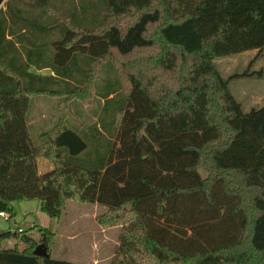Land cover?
Segmentation results:
<instances>
[{
    "label": "trees",
    "instance_id": "1",
    "mask_svg": "<svg viewBox=\"0 0 264 264\" xmlns=\"http://www.w3.org/2000/svg\"><path fill=\"white\" fill-rule=\"evenodd\" d=\"M17 1L39 14L25 15ZM90 2L9 0L0 11V212L11 219L23 200H38L50 219L68 201L104 206L98 225L120 227L110 264H264V107L244 112L228 89L253 72L224 78L214 64L262 55L264 0H105L96 28ZM23 26L45 36L25 39ZM15 42L26 44V61ZM106 62L119 82L97 94L87 140L108 149L90 154L87 129L69 128L66 110L91 101ZM30 65L53 75L29 73ZM117 93L127 95L125 108L103 131L99 118ZM38 95L65 99L37 146L26 120ZM41 156L52 163L43 174ZM39 231L46 258L33 255L37 242L22 230L23 247L0 245V264H74L52 258L51 233ZM12 237L0 233V242Z\"/></svg>",
    "mask_w": 264,
    "mask_h": 264
},
{
    "label": "rangeland",
    "instance_id": "2",
    "mask_svg": "<svg viewBox=\"0 0 264 264\" xmlns=\"http://www.w3.org/2000/svg\"><path fill=\"white\" fill-rule=\"evenodd\" d=\"M101 1L91 0L90 2L94 4L96 15L95 22L91 25L92 28H96L100 23L99 7L103 6L105 0L100 4ZM48 19L56 23L60 22L59 18L53 14H50ZM255 55V50H248L214 60L217 70L224 78L245 71L254 73V76L234 78L228 85L229 92L241 104L244 112L264 107V51L260 57L253 60ZM252 60V65H250ZM82 63V60H78L75 66L78 65L82 70L81 72L85 74L89 67L84 70ZM118 82L119 78L115 70L106 62L99 71L97 93L92 96L91 101L86 104L73 100L70 103V109L66 110V124L69 128L77 132L87 129L84 134H86L85 138L90 146L88 149L90 154H94V146L99 147L101 152L108 149L107 144L102 140L97 139L94 142L87 140V138H92L91 135L95 136L97 124L95 121L102 106V99L97 94L106 89L114 90ZM126 97L127 95L125 96L123 93H117L112 100L106 101V108L98 121L102 125L103 131H108L107 128H110L108 122L111 115L115 114L118 109L125 108ZM64 99L65 96L63 95L56 98L40 95L30 100L26 127L34 145L38 146L40 134L51 129L57 122L60 114L58 105ZM51 168L52 164L46 162L42 157L38 158L37 170L39 174H43ZM200 175L204 177L205 172L200 170ZM13 206L15 215L10 220L7 221L0 217V233L17 232L18 237L1 240L2 248L23 247L19 239V233L22 230L37 244L41 243L39 241L43 235L39 228L46 227L51 233L48 246L52 258L68 260L74 264L111 263V258L118 244L120 227L102 228L98 225L96 216L105 212L104 206L68 201L58 219H50L41 212L38 200L14 201ZM27 217L33 218V221H26Z\"/></svg>",
    "mask_w": 264,
    "mask_h": 264
},
{
    "label": "crops",
    "instance_id": "3",
    "mask_svg": "<svg viewBox=\"0 0 264 264\" xmlns=\"http://www.w3.org/2000/svg\"><path fill=\"white\" fill-rule=\"evenodd\" d=\"M9 0H1L0 1V11H4L6 12V4ZM25 2H29V0H24ZM18 4V6H20L21 8L24 9V14L25 15H28L30 14V16H32V14L34 16H37L39 14V10L38 9H31V7H27L26 4H22L21 2L17 1L16 2ZM23 34L24 35V38H38L40 39L41 36H45L44 34H40L39 31H32L31 29H28L27 27L23 26V28L21 29V31L19 32V35ZM48 37H53V36H56V34L54 33H51V34H48L47 35ZM9 39H14V36H8ZM15 45L17 47V51L19 52V58L21 57V59L23 61H26V55H25V52L22 48V46H26L25 43H22V42H15ZM47 55H49V53H46ZM27 71L29 73H33V74H38V75H41V76H50V75H53V72L52 70L49 68V67H44V68H37L33 65H30L27 69ZM40 96V95H38ZM42 96H46V95H42ZM49 97V96H47ZM52 98H56V97H52ZM103 102V100H102ZM42 103V102H41ZM29 108V107H28ZM59 112V110H58ZM55 115V114H54ZM60 116V114H59ZM43 117V115H42ZM58 121V120H57ZM56 124V123H55ZM29 133V132H28ZM42 134V133H41ZM40 134V135H41ZM30 135V134H29ZM40 138V137H39ZM42 158L45 159L46 162H49V164H52L47 158L41 156ZM40 158V157H39ZM38 161V160H37Z\"/></svg>",
    "mask_w": 264,
    "mask_h": 264
},
{
    "label": "water",
    "instance_id": "4",
    "mask_svg": "<svg viewBox=\"0 0 264 264\" xmlns=\"http://www.w3.org/2000/svg\"><path fill=\"white\" fill-rule=\"evenodd\" d=\"M28 222H32L33 218L27 217ZM33 255L46 258L48 256L46 247L43 243H38L33 249Z\"/></svg>",
    "mask_w": 264,
    "mask_h": 264
},
{
    "label": "built area",
    "instance_id": "5",
    "mask_svg": "<svg viewBox=\"0 0 264 264\" xmlns=\"http://www.w3.org/2000/svg\"><path fill=\"white\" fill-rule=\"evenodd\" d=\"M0 217L7 221L10 220L8 214L3 211L0 212Z\"/></svg>",
    "mask_w": 264,
    "mask_h": 264
}]
</instances>
